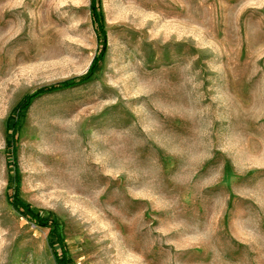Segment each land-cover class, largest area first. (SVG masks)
<instances>
[{"label":"rangeland","instance_id":"1","mask_svg":"<svg viewBox=\"0 0 264 264\" xmlns=\"http://www.w3.org/2000/svg\"><path fill=\"white\" fill-rule=\"evenodd\" d=\"M89 3L0 0V264H57L13 193L64 264H264V0H99L20 110Z\"/></svg>","mask_w":264,"mask_h":264},{"label":"trees","instance_id":"2","mask_svg":"<svg viewBox=\"0 0 264 264\" xmlns=\"http://www.w3.org/2000/svg\"><path fill=\"white\" fill-rule=\"evenodd\" d=\"M89 12H90V19L91 22L93 23L94 26V31L95 34L99 40V49L97 53L93 56L87 70L79 75V76H74L70 77L61 81H58L56 83H53L51 85H48L46 87L39 88L27 95H25L21 105H20V110L25 108L31 101V99L38 95L39 93L42 92H50V91H56V90H61V89H66L69 87H73L77 84L82 83L86 79H88L91 74L94 72L95 67L97 66L105 48V31L102 26L100 14H99V0H90L89 3ZM16 125L17 122L15 121L11 130L12 136L16 134ZM16 177V175H15ZM16 179V178H15ZM10 203L15 205L18 210L21 211V213L28 219H30L33 223H35L38 226L45 227L48 229V235H54L56 237V241L59 246V252L55 250L52 246V254L54 257L55 262L58 264H64V255H65V246L61 242L60 237L58 236L56 232V222L48 217H43L40 216L37 212H34L31 207L20 201L17 197L16 194L13 193L10 198Z\"/></svg>","mask_w":264,"mask_h":264}]
</instances>
